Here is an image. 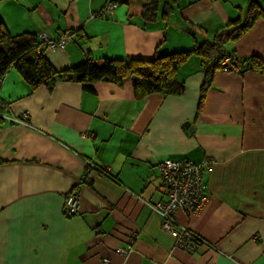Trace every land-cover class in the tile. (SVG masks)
Listing matches in <instances>:
<instances>
[{
    "label": "crops",
    "instance_id": "crops-1",
    "mask_svg": "<svg viewBox=\"0 0 264 264\" xmlns=\"http://www.w3.org/2000/svg\"><path fill=\"white\" fill-rule=\"evenodd\" d=\"M105 1L0 0V16L15 34L74 32L62 50L44 48L61 70L86 53L100 60L189 49L243 20L251 0H158L154 21L142 17L140 0L111 11L101 10ZM228 45L240 59L264 62V16ZM244 69H217L200 108L196 56L175 74L183 94L166 96H137L128 81L92 89L57 81L29 92L11 69L0 88V264H264V67ZM23 112L28 125L10 122ZM165 158L211 163L202 209L175 212L203 238L192 253L152 207L166 199L157 169ZM70 193L79 209L66 215Z\"/></svg>",
    "mask_w": 264,
    "mask_h": 264
},
{
    "label": "trees",
    "instance_id": "trees-1",
    "mask_svg": "<svg viewBox=\"0 0 264 264\" xmlns=\"http://www.w3.org/2000/svg\"><path fill=\"white\" fill-rule=\"evenodd\" d=\"M140 2L142 17L145 21H154L159 10L158 0H140ZM106 4H111L114 9L116 6L128 4V0H106L101 10H105ZM170 13V6L161 8L162 19L168 20ZM259 16H264V9L251 0L243 20L231 19L226 23L225 30L215 34L211 40L201 43L194 41L189 49L161 55L154 54L147 58L123 57L100 60L86 53L81 62L61 70L56 69L44 55L45 47L43 41L38 38L39 32L11 33L0 16V88L5 75L13 69L21 76L29 92L40 86L52 90L57 81L78 82L86 89H92L96 82L122 85L128 81L137 96L152 93L164 96L180 95L185 90V84L175 77V73L188 58L196 56L204 70V82L198 103L200 108L214 72L220 68L221 60L225 56L235 54L227 50V44L239 39L255 24ZM231 66L237 72H241L243 66L244 70L261 72L264 62L255 55L245 59H240L236 55ZM193 234L197 245L201 244L203 238L195 232Z\"/></svg>",
    "mask_w": 264,
    "mask_h": 264
},
{
    "label": "built area",
    "instance_id": "built-area-1",
    "mask_svg": "<svg viewBox=\"0 0 264 264\" xmlns=\"http://www.w3.org/2000/svg\"><path fill=\"white\" fill-rule=\"evenodd\" d=\"M112 9L111 4L105 5V10L111 11ZM38 38L43 41L44 47L52 50H62L67 41L66 36L58 39H48L44 32L38 33ZM234 59H236V54L225 56L220 63L221 70L225 72L235 71L231 66V62ZM3 107L4 104L2 103L1 108ZM0 117H3L1 112ZM27 117V113L23 112L22 117H13L9 118V120L11 123L28 125ZM210 164V160L207 158L200 162H194L189 159L172 160L166 158L157 163V169L161 176L160 187L166 199L156 202L152 207L161 217V227L174 237L175 244L191 253L199 245H197L193 232L177 221L175 212L183 210L187 214H197L202 209L206 200L203 171L209 169ZM106 171L102 169L103 173ZM78 209L79 200L77 195L75 193L67 194L63 206L64 214H75ZM117 251L124 252L122 249H117Z\"/></svg>",
    "mask_w": 264,
    "mask_h": 264
},
{
    "label": "bare ground",
    "instance_id": "bare-ground-1",
    "mask_svg": "<svg viewBox=\"0 0 264 264\" xmlns=\"http://www.w3.org/2000/svg\"><path fill=\"white\" fill-rule=\"evenodd\" d=\"M45 35H46V33H44ZM68 35L70 36V34H68V32H64V33H62L58 38H60V37H62V36H66L67 37V39H68ZM46 37H47V35H46ZM48 38V37H47ZM57 38V39H58ZM48 39H51V38H48ZM52 40V39H51ZM53 50H56V49H53ZM0 103H1V105H0V108L2 107V103H3V101L0 99ZM166 159V158H165ZM190 160V159H189ZM90 168H97L99 171H101L102 169H103V167H98V166H95L94 164H92L91 162H89V163H87V169H90Z\"/></svg>",
    "mask_w": 264,
    "mask_h": 264
},
{
    "label": "rangeland",
    "instance_id": "rangeland-1",
    "mask_svg": "<svg viewBox=\"0 0 264 264\" xmlns=\"http://www.w3.org/2000/svg\"><path fill=\"white\" fill-rule=\"evenodd\" d=\"M227 49H230V45H228V44H227ZM177 72H178V71H177ZM175 74H177V73H175ZM178 80H179V79H178ZM180 81H181V80H180Z\"/></svg>",
    "mask_w": 264,
    "mask_h": 264
}]
</instances>
